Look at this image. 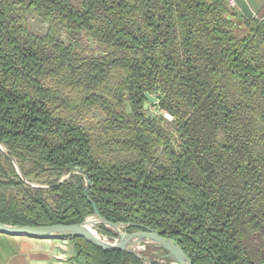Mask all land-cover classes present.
Returning a JSON list of instances; mask_svg holds the SVG:
<instances>
[{
    "label": "trees",
    "instance_id": "trees-1",
    "mask_svg": "<svg viewBox=\"0 0 264 264\" xmlns=\"http://www.w3.org/2000/svg\"><path fill=\"white\" fill-rule=\"evenodd\" d=\"M0 145L3 223H80L94 203L193 264H264V15L229 0H0ZM68 238L84 264H145Z\"/></svg>",
    "mask_w": 264,
    "mask_h": 264
},
{
    "label": "water",
    "instance_id": "water-1",
    "mask_svg": "<svg viewBox=\"0 0 264 264\" xmlns=\"http://www.w3.org/2000/svg\"><path fill=\"white\" fill-rule=\"evenodd\" d=\"M238 9L242 12L245 17L252 18L255 16L254 10L251 8L247 0H234ZM146 98L148 101L157 102V98L147 93ZM2 148V146L0 145ZM70 174L66 177H69ZM93 203V201L91 200ZM95 207V219H92V224L97 222L105 223L116 233L112 239L114 241H109L101 237L98 233L93 232L87 227L88 219L87 217L80 223L71 224H46L39 226L32 225H11L3 223L0 220V232L8 233L11 235H31V236H54V237H68V236H81L87 241L97 245L100 248L106 250H125L134 253L139 258L144 259L145 264H150V261L138 250L134 248L137 244L143 243H153L167 252L163 255L164 258L171 260L177 264H193L190 257L186 252L180 247V245L168 238L163 237L160 233L153 229H138L132 232H127L125 230L121 231L120 228L125 227L123 223H113L108 222L101 216L96 205ZM120 230V231H119Z\"/></svg>",
    "mask_w": 264,
    "mask_h": 264
},
{
    "label": "crops",
    "instance_id": "crops-1",
    "mask_svg": "<svg viewBox=\"0 0 264 264\" xmlns=\"http://www.w3.org/2000/svg\"><path fill=\"white\" fill-rule=\"evenodd\" d=\"M255 15L264 14V0H247ZM0 264H84L68 237L11 235L0 232Z\"/></svg>",
    "mask_w": 264,
    "mask_h": 264
},
{
    "label": "rangeland",
    "instance_id": "rangeland-1",
    "mask_svg": "<svg viewBox=\"0 0 264 264\" xmlns=\"http://www.w3.org/2000/svg\"><path fill=\"white\" fill-rule=\"evenodd\" d=\"M236 6V5H235ZM237 7V6H236ZM238 8V7H237ZM264 15V14H263ZM29 26H30V29L33 31V32H37V33H45L48 29V24L42 22L38 16L36 15H30L29 16ZM90 43L93 44V41L90 40ZM152 96H156V94H152ZM155 102H151V101H148L146 102L145 104V107L147 109V113L148 115L154 117V116H159L161 114H163V111L158 107V105H154ZM166 116H168V114H165ZM101 116L98 112H96V118L99 119ZM65 176H68L65 175ZM31 180V183L35 186H46V183H44L45 181L42 179V180H38L36 178H34L33 176L30 177ZM95 219L96 216L95 215H90L87 217V219ZM101 224L102 222H97L95 224H91L92 228L95 229L99 235L109 241H114L113 236L111 235H108L105 231L104 228L101 227ZM107 226V225H106ZM113 230V229H112ZM121 231L124 230V227L120 228ZM119 230V231H120ZM112 237V238H111ZM117 236H115L116 238ZM146 244V243H145ZM144 243L143 244H137L134 246V248L138 251H142L143 254L147 255V257H149L150 259V264H151V261L154 260L157 264H175L173 263V261H170L168 259H165V258H162L161 254L155 252V250H153L152 247H148V243L145 245Z\"/></svg>",
    "mask_w": 264,
    "mask_h": 264
},
{
    "label": "bare ground",
    "instance_id": "bare-ground-1",
    "mask_svg": "<svg viewBox=\"0 0 264 264\" xmlns=\"http://www.w3.org/2000/svg\"><path fill=\"white\" fill-rule=\"evenodd\" d=\"M91 220H92V218H91V219H88L89 222H88V224H87V227L90 228L93 232L98 233L95 229H93V228L91 227V226H92V225H91V224H92ZM98 234H99V233H98Z\"/></svg>",
    "mask_w": 264,
    "mask_h": 264
},
{
    "label": "built area",
    "instance_id": "built-area-1",
    "mask_svg": "<svg viewBox=\"0 0 264 264\" xmlns=\"http://www.w3.org/2000/svg\"><path fill=\"white\" fill-rule=\"evenodd\" d=\"M229 4H230L231 6H233V7L236 5L234 0H229ZM161 257L164 258L163 255H162ZM165 259H167V258H165ZM170 261H171V260H170ZM173 263H175V262H173ZM175 264H177V263H175Z\"/></svg>",
    "mask_w": 264,
    "mask_h": 264
}]
</instances>
